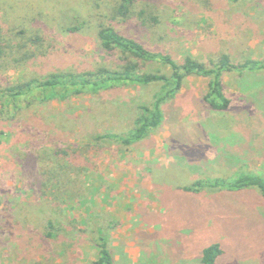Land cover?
Wrapping results in <instances>:
<instances>
[{
	"label": "rangeland",
	"instance_id": "1",
	"mask_svg": "<svg viewBox=\"0 0 264 264\" xmlns=\"http://www.w3.org/2000/svg\"><path fill=\"white\" fill-rule=\"evenodd\" d=\"M118 2L0 0V264H93L99 232L113 264H200L213 243L216 264H264V199L226 186L264 177V68L222 73L224 111L205 102L208 77L185 73L188 59L209 67L222 54L235 66L263 62L264 0H137L114 19ZM100 24L184 74L160 105V126L138 142L124 140L161 83L8 97L53 73L121 70V50L100 45ZM130 61L136 74H171L160 59Z\"/></svg>",
	"mask_w": 264,
	"mask_h": 264
},
{
	"label": "trees",
	"instance_id": "2",
	"mask_svg": "<svg viewBox=\"0 0 264 264\" xmlns=\"http://www.w3.org/2000/svg\"><path fill=\"white\" fill-rule=\"evenodd\" d=\"M136 1L137 0H119L113 9L114 19L115 17L124 19L128 15H131ZM230 1L236 3L240 0ZM91 4H93V8H89L87 11L90 12L89 14L92 17L96 13V10H98L97 8H99V5L98 3ZM143 13L144 9L141 10L138 15L142 16ZM70 17L77 20L80 19L76 13H72ZM142 24L152 26L158 24V20H156L155 17H144L142 19ZM79 26V24H74L71 27L68 26V32L73 33L77 31ZM98 28L97 37L103 49L121 50V55L123 56L122 60L126 61L125 65L121 67V70H111L104 67L97 71V75H93V79H90V76L84 78L81 75L72 73H53L48 75L45 79L43 78L44 80L41 78L35 79L22 85L19 84L8 88V97L15 100L26 97L36 90L44 94L46 99H51L57 94H63V96L80 95L84 92H94L127 82L139 85L161 83V94H159V97L152 105L141 108L143 113L134 121L133 129L128 132V137L124 140L125 144L138 142L147 136L151 130L160 126L162 121L160 105L172 98L180 89L184 74L180 72L181 68L176 65L168 55L157 57L134 39L127 38L119 32L104 27L101 24ZM130 58L142 62H151L160 59L164 64L170 67L171 74L169 76H165L159 72L136 74L135 72L137 71L138 64L131 62ZM188 61L190 63L186 66V74H192L193 72L196 75L209 78V93L205 97V102L215 111H224L229 106V101L222 93L221 75L223 72L234 70L240 72L244 70L257 71L264 68V60L263 62L246 60L244 63L235 66L231 63L226 54L220 55L216 64L212 62V66L209 67L198 61H193L191 59H188ZM198 184L201 185V183ZM226 186L229 189L237 191L256 188L264 199V177L260 174L238 175L234 179L228 181ZM97 239L99 242V252L93 264H113L111 254L106 246L105 236L102 232L98 233ZM221 253L222 250L219 244L213 243L207 246L201 252L200 264H216Z\"/></svg>",
	"mask_w": 264,
	"mask_h": 264
}]
</instances>
